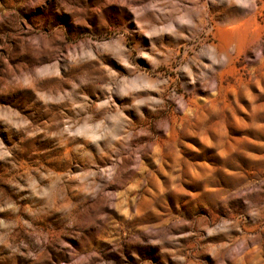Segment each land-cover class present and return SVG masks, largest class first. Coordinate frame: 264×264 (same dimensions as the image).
I'll use <instances>...</instances> for the list:
<instances>
[{
  "label": "clouds",
  "instance_id": "1",
  "mask_svg": "<svg viewBox=\"0 0 264 264\" xmlns=\"http://www.w3.org/2000/svg\"><path fill=\"white\" fill-rule=\"evenodd\" d=\"M0 264H264V0H0Z\"/></svg>",
  "mask_w": 264,
  "mask_h": 264
}]
</instances>
